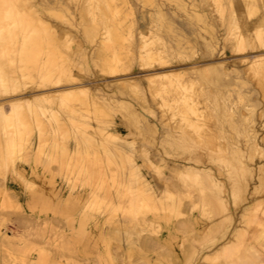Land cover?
Instances as JSON below:
<instances>
[{
  "label": "rangeland",
  "instance_id": "1",
  "mask_svg": "<svg viewBox=\"0 0 264 264\" xmlns=\"http://www.w3.org/2000/svg\"><path fill=\"white\" fill-rule=\"evenodd\" d=\"M34 1L36 2L40 10L46 15L47 18H45L51 24L54 23L53 26L55 25V28L51 27V30L54 29L58 33H60V31L62 30H67L69 32L68 35L72 37V40L68 42V45L64 44V38H62L63 40L60 39L61 42L59 41L57 47L58 51L61 50L63 52L66 51L68 53H71L74 49H76L77 44H81L82 49L84 48L83 50L85 54L78 53L75 57L73 56V59L70 63V71L73 75H75L74 77L79 79L78 76L80 75V78H83L79 79L78 84H83L82 86H84V89H87V92H83L84 94L81 93L80 95H78V97H82L83 99L88 100L89 97H92V92L90 91L93 90L94 93L95 90H97L105 95L116 94L117 97L128 99L133 102L139 109H143L141 105H139L140 101H138V99L135 100V98L137 97L135 92L137 91L136 89H133L134 91L132 89H127L123 90L122 92L121 89L115 86L117 85L116 83L118 81L124 79L122 77L126 78L127 76L134 77L136 75H139L141 77H134L137 79H143L140 80L141 83L139 82V90L144 89L143 91L146 93V96L150 101L153 109L156 110L157 115L153 116V114H149V112L147 111H145V113L150 118V125H154L157 130L155 131L154 128L152 129L149 126H146L145 124H143L144 122H138L137 120L133 119L128 114V111H126V109L124 108H121L120 106L119 108L116 107L118 109L99 108L100 112L98 114V112H96L98 111V109L94 111L95 109L93 107L91 109V106L86 104H82V106L81 104H78L77 101V105L75 107L77 114L79 115L77 117V115H75L76 111L73 112V110L70 109L69 106L59 103L58 96H51L50 99L47 98L45 94H47L48 91L49 93H52L53 91L50 89L55 86H52L54 83H51V81L42 79V77H40V73H38L37 67L31 66L30 72L27 75H20V72L17 71V82L21 87L19 89L18 86V94H16L28 98V101L25 102V104H23L24 102H22L21 106L18 107V110L16 107L13 108L12 104L8 101H5L2 108L3 113H5V115L9 113L8 117L12 120L13 123H15L13 124V127L15 129V131L13 132L15 136L14 138L18 140L17 138L21 136V140L24 141V146H20V149L23 148V154H16L17 157H14L11 154L10 156L8 155V157L7 155L2 156L0 154V264H244L245 262H247L246 259H248L249 261L245 264H264V180L261 181L258 178V175H256L258 179L256 178L253 180V185H255L256 183V190L258 192L251 191L249 194L248 191L246 192V195L248 194L249 199L254 197L257 198V200L253 202L254 204L250 206V208L248 207L245 213V207L249 204L248 200L242 198V200L240 199V201L236 202V204H233L235 201H232L233 196L230 191L232 189L231 184H229L230 181L227 173L228 171L224 166L225 163L222 161L218 162L216 160V176L220 179V181L223 182L221 194L223 196V199L227 201L228 206L225 205V207H221L218 202H216V205L211 203L205 205L203 203H198L196 206L192 207L188 203L186 204V202H183V204L181 203L178 208L172 211L169 210V214L167 217L157 218L155 219L156 221H152L146 226V230L137 232V229L132 226L133 224H135L136 218H141L144 215L150 216L152 214V209H148L145 211L139 210L138 212L136 211V213L132 211V208L129 209L128 199H130L131 196L128 191L124 189L125 187L123 185V180H126L130 175L129 169L126 168L127 163L123 164L121 162V158L116 153L114 154L112 152L106 151L104 147L98 143V139L99 141L101 140V135L99 133L101 130L117 126L120 132H123L125 134L127 139H134V142H136V151H134L135 158L137 161L142 163L143 166L141 165V168L146 174H149L151 176L153 175L156 177V179L161 175H167L173 178V174L175 173L170 169L169 166L172 164L171 162L174 160L172 158L174 157L170 153L167 154L165 152L166 150H169L171 148V145L167 141L168 138L166 139L165 137L167 135L166 131L168 129L166 125L167 123L164 124L165 122H168L167 116L169 112L166 113L164 111V108L166 109L167 106H164L163 108V105L160 104L161 102H163V99L167 98L166 100L169 101V99L172 98V94L170 93L173 92L168 91V89L165 88L163 89L162 87L156 90L155 95L152 98V96H150L149 94L150 92H148V83L147 81H145L147 79V76H151L152 74L154 76L156 72L158 73V75L156 74L154 76L156 82H165L166 80H168V76L166 74H171L170 69H172V72L175 73L174 77L183 74L181 71H187L182 75L183 80H187L190 77L194 78L193 82H195L193 83L192 87H190V90L189 88L187 89L188 93H199L202 97H200V108L204 111L206 110L205 112L207 114L213 111L210 114H213L215 112V115L217 112L216 117L220 118V120L222 119L224 126L223 130L225 131V133H232V136L236 139H239V136H237L236 130L231 127L230 119L234 117L233 120H238L243 115L241 113L242 110L244 111V113L246 112L245 115L249 117L247 121H249L250 124H254V126L258 130L256 136L257 140L260 143V148L263 150L262 153H260L259 151L255 152V160L252 162V165H255V161H257L258 164L260 162L264 163V139H262L264 136V89L261 85V81L264 77L254 71L255 65H249L251 64L250 62L257 56L260 57L261 54L262 56L264 54V45L258 42L259 37H257L260 34L264 35V25L260 22L257 23L260 20V17L264 14V0H114L115 4L118 5L117 7L115 6V4H113L111 9L104 8L101 10L99 9V5H102L107 0H59L61 2L63 1L62 3L58 0H54L55 2L53 0ZM81 1L84 2L81 3ZM84 3H86V7L83 5ZM158 6H160L162 11L164 12L165 18H162L160 16V13L157 12ZM223 6L224 9L222 8ZM83 7H85L88 12L85 13L86 10H84ZM196 8L198 10H196ZM84 15L86 17L88 15V18L84 19ZM146 16H148L147 18L150 19L149 21L148 19H146ZM160 19L161 21L159 24ZM145 21L146 23H148L146 24V27L144 25ZM155 22L157 25L155 24ZM229 22H232V24H230ZM150 23H152L153 25ZM227 24L228 26L230 24L229 28L227 27ZM250 24L252 25V27ZM93 25L96 26L94 27L95 31L87 32L92 28L91 26ZM108 25L110 26V28ZM116 26L118 27L117 30L119 32V38L117 40L112 39L113 41L106 39L103 41L102 37L107 35V31ZM103 27H105V30L103 29ZM228 29L229 31L231 30L229 34ZM154 30H156L157 32ZM238 31L239 33L241 31V33L239 34ZM140 32L146 34L147 37L150 36L149 38L151 39V42H153L151 43L149 41L147 48H154L157 44L158 46L156 45L154 49H158V51L163 54V57L165 55L166 58L164 57L162 61L155 59L153 60L147 57H144L146 60L144 58H141L139 56V52H137V49L140 45L139 42L141 40V38L139 40V37L141 36ZM152 34L155 36V38H153L154 36ZM173 34L177 35L178 37H174ZM243 34L245 35L246 39L245 41H243L245 44L243 42H239V44L237 42V38ZM256 40L258 43L256 42ZM98 43L100 44V46H98ZM105 43L114 47L109 48ZM61 44H64L66 46ZM167 48L169 49L167 50ZM129 50L131 53L129 52ZM165 50H167V52ZM167 53L168 55L171 54V56L169 55L171 61L170 59H167L169 58ZM253 53L258 55L255 56V54ZM251 57L255 58L252 59ZM45 58V56L41 58L40 64L44 63ZM144 60L148 61L149 63H145ZM106 61H108L109 63L112 62L113 67L116 68V70L111 71L110 69L109 71V68L104 65ZM143 61L144 63H142ZM125 62H128V64H126ZM114 63H117L116 67ZM156 63L160 64L158 65ZM144 64H146L145 66L147 67H144ZM217 64L220 66H218ZM15 65H17V67L21 65V61L19 60V58H16ZM183 65L184 67H186L187 65L188 66L186 68H182ZM246 65L247 67H249V69L246 67ZM139 66L143 67V71ZM175 66L177 67V70H175ZM193 66H199V68L202 69L207 67V69L204 71H201L202 69L196 71L193 69ZM161 70H163V72H161ZM191 70H194L196 72H192ZM123 71L124 73H122ZM220 71L224 76L221 75L222 73ZM232 71L237 73H231ZM116 72L117 74H115ZM245 72L249 75H247ZM35 73L37 75H35ZM99 73L102 75H100ZM97 74L99 75V77H97ZM83 76L85 77V79ZM222 76L224 77L223 79ZM227 78H229L230 80H228ZM218 79H220V81ZM104 80L105 82H103ZM225 80L227 82H225ZM242 80L244 81L241 83ZM62 82L65 85H73V81L67 79L65 80V77H62L59 83L63 84ZM46 83H48V85ZM84 83L88 85H84ZM187 84H189V82ZM219 84H221V86ZM107 85L109 89L106 88ZM38 87L39 89H37ZM116 88H118L120 93H122L120 94L118 89ZM35 90L39 94H37ZM43 90H47L45 91L47 93H45ZM262 91L263 94H261ZM123 93L126 94L124 95ZM83 95L85 96L83 97ZM253 95H255V98L253 97ZM40 96L42 97V100H40ZM247 96H249L250 98ZM36 97H39V100ZM52 98L56 100H52ZM34 100H37V102ZM213 101H215V103ZM258 101L260 102L258 103ZM38 102L41 103L38 105ZM243 103L246 106H244ZM255 103L259 104L257 105L258 107L255 106ZM34 104L36 107L33 106ZM222 105L224 107H222ZM227 107L231 109L232 115L236 116H231L230 118V116H228L229 114L227 115L225 113V109ZM44 108L47 109V113L50 114L51 112H56L59 117H61L62 119L64 118L65 124L60 127L56 123L55 118H52L51 121L45 122L44 120V123H39L37 118L44 117ZM85 108L87 109L85 110ZM212 108H215L216 110H212ZM243 108L247 109L248 111L244 110ZM261 108L263 109V112L260 111ZM25 109L27 110V112ZM89 110L91 112L93 110V112H96L97 114H94L93 112V114H91ZM12 112L14 113V115ZM21 112H24L22 113L24 115H22ZM16 113L18 115H16ZM161 113L163 115H161ZM260 114L262 117L260 116L259 118H257L256 116ZM95 115H101L97 116V121V117ZM122 116L125 118H123ZM158 116L162 120L159 121ZM86 117L89 119L91 117V121L89 119L87 120ZM18 118H21V124H18ZM161 123H163L164 125ZM140 128L143 131L145 130L143 136L142 133L139 132ZM83 129H86L89 132L96 131L95 133H98L95 137L96 142H94V140L93 142L86 140L85 136H82ZM17 132L20 134H18ZM260 139H262V141ZM1 141V146L7 147L5 139L3 138V140L1 139ZM76 142L78 144H76ZM3 143L5 144L3 145ZM238 143L242 145V143L244 142L239 140ZM72 144H74L76 149ZM108 144L111 145L110 142H108ZM146 144L151 147L155 146L158 150H160L161 153L160 159H155V157L153 156L154 158H151L153 160L152 164H148L147 166L145 165L147 164V162L141 159V157L139 156L140 149L149 147ZM19 145L21 144H19L18 142L16 149L19 148ZM242 146L246 147L245 145ZM63 147L72 148L73 155L69 158L65 157L62 152ZM151 147H149L150 151L152 150ZM25 148L26 150H24ZM218 165L221 166V169L224 171V173L218 172ZM28 170L33 176L39 175L41 179L44 180V182L53 187L56 185H64L65 189L68 187L67 189L70 191L68 192L65 202L67 206H70L72 212H70L69 216L65 219L64 217L55 218L49 217V210L45 209L46 215L44 217H40L37 219H33V217H30V219H25L23 221L24 229L22 231H19L18 229L11 231L10 225H12L15 220L18 219L22 214L23 207L14 193L9 190V186L12 183H21L24 184L27 188L34 190L36 188V185L32 180L28 179V176L26 174ZM74 184L76 185L75 188L72 187ZM260 184H263V187H259L261 186ZM91 188L96 189L97 195L89 193V190H91ZM117 188L121 190V193H119V195H116L115 197H112L113 199L109 198V196L106 194V189L115 191ZM79 191L83 193L85 199L83 200L84 203L88 202L87 204L91 205L90 209H87L88 212L95 214L92 221H90V218H88V221L86 222L79 221V216L82 213L80 207L82 205V202L78 203L79 207H74L75 202L72 198V194H76V192ZM87 196L89 199H87ZM228 197L229 199H226ZM60 198L63 199L62 195ZM258 201L261 203H259ZM240 202L242 205L239 204ZM130 207L132 206L130 205ZM94 209L97 210L95 211ZM180 209H184L185 214H183L184 211L181 212ZM129 211L133 212L134 215L132 216V213H130ZM177 212L182 216H179ZM191 212L196 216L198 220L202 219L203 224L198 223L197 228H195L194 230L184 231L178 229L175 231V234H172V236H166L168 232L170 233L172 227L176 228L175 223L180 221V219L182 220L186 216L190 215ZM227 214L229 215L227 216ZM207 216L210 217L208 218ZM252 216H256L258 222L249 223L248 220L251 219L250 217ZM227 218L228 220L226 221ZM221 220L225 224L221 223ZM214 222L216 223V226H214ZM111 223L112 225H110ZM130 223L131 225L129 226ZM213 226L216 228L214 229ZM234 227H236V229L239 228V230L235 231ZM129 229L132 232H129ZM230 230L234 231L230 233ZM8 234H10L11 236H8ZM228 234L229 237L233 235L232 239L234 240L232 241L233 243H231V252L225 253L222 251L221 245L223 244L222 242H225L226 239L229 238ZM188 235H190L191 237H189ZM208 235H213V238H211L210 236V238H208ZM91 245L96 248L95 251L91 252ZM252 247L253 250L257 251H252ZM87 249H89V251H85ZM253 254H256V257L258 258H255V255ZM201 256L202 258L200 260ZM205 256L206 258H204ZM249 258H251V260Z\"/></svg>",
  "mask_w": 264,
  "mask_h": 264
},
{
  "label": "bare ground",
  "instance_id": "2",
  "mask_svg": "<svg viewBox=\"0 0 264 264\" xmlns=\"http://www.w3.org/2000/svg\"><path fill=\"white\" fill-rule=\"evenodd\" d=\"M54 1V0H53ZM59 1V0H58ZM91 1V0H89ZM99 1V0H97ZM179 1V0H178ZM258 1V0H255ZM55 2V1H54ZM61 2V1H59ZM63 2V1H62ZM61 2V3H62ZM65 2V1H64ZM84 1H81V3ZM198 2V1H197ZM93 3V1H92ZM98 3V2H97ZM155 3V2H154ZM251 3V1H250ZM86 3H84L83 5L86 7L85 5ZM96 4V3H95ZM101 4V3H100ZM113 4H115L114 0H107L106 2H104L102 5H99V9H104V8H109L111 9ZM220 4V3H219ZM254 4V3H253ZM66 5V3H65ZM82 5V4H81ZM180 5V4H179ZM178 5V6H179ZM115 6L117 7L118 5L115 4ZM45 7V6H44ZM43 7V8H44ZM83 7L86 12H88V10ZM114 7V8H116ZM122 7V6H121ZM194 7V5H193ZM196 7V6H195ZM47 8V7H46ZM50 8V7H49ZM92 8V7H91ZM96 8V7H95ZM224 9V6L222 7ZM221 8V10H222ZM48 9V8H47ZM154 9V7H153ZM226 9V7H225ZM50 10V9H49ZM81 10V8H80ZM99 10V11H100ZM124 10V9H123ZM196 10H198L196 8ZM232 10V9H231ZM188 11V10H187ZM81 12V11H80ZM95 12V11H94ZM98 12V11H97ZM157 12L160 13V16L162 18L164 17V12L162 11V9L160 8V6L157 7ZM228 12V11H227ZM232 12V11H231ZM263 12V11H262ZM93 13V12H92ZM130 13V12H128ZM223 13V11H222ZM107 14V13H106ZM105 14V15H106ZM189 14V13H188ZM198 14V13H197ZM201 14V13H200ZM262 14V13H261ZM82 15V14H81ZM80 15V17H81ZM110 15V14H108ZM144 15V14H143ZM225 15V12H224ZM233 15V13H232ZM85 16V15H84ZM115 16V15H114ZM122 16V15H121ZM120 16V17H121ZM152 16V15H151ZM223 16V15H222ZM231 16V15H230ZM46 15L40 10V8L38 7V5L36 4V2L34 0H0V154L3 155H8L10 156L13 155L14 157H17L16 154H23V148L20 149V146L22 147V145L24 146V141L21 140V136H19L16 140L14 137L13 132L15 131L14 127H13V123L12 120L8 117L7 113L5 115V113H3V105L5 103V101H8L9 103L12 104L13 108H17L21 106L22 102H24L23 104H25V102L28 101V98H25L24 96H19L18 94V86L20 85L17 82V78L18 75L16 74L17 71L20 72V75H27L30 72V68L31 66L37 67V71L38 73H40V77H42V79H46L48 81H51V83H54L52 86H55L53 88L49 89L52 90L50 92L52 93H48L45 92L47 90H43L44 94L47 96V98L50 99L51 96H58V100L59 103L62 105H67L70 107V109L74 111H76V105H77V101L78 104H86L91 106L95 109H93L94 111H96V109H98V114L100 112L99 108L103 109V108H109V109H114L116 107L119 108V106L121 108L126 109V111H128V114L135 120H137L138 122H144L143 124H145L146 126H149L150 128H154V130L156 131L157 128L154 127V125H150L149 121L150 118L147 116V114L145 113V111L149 112V114H153V116L157 115L156 110L153 109L150 101L148 100L146 93L143 90H139V82L141 83L140 80L143 79H137L134 77H138L139 75H136L134 77L130 76V77H122L124 79H122L121 81H118L115 85L117 86L119 89L122 90H130V89H136V95L137 97L135 98L138 99V101H140L141 107L143 109H139L133 102H131L128 99H123V98H119L117 97L116 94H109V95H105L103 93H101L100 91L95 90V92L93 93V90L90 91L92 92V97H89L88 100L87 99H83L82 97L79 98L78 95H80L81 93L84 94L83 92H87V89H84V86H82L81 84H78V81L80 78V75L78 76V78H75L71 71H70V63L73 59V56L75 57L78 53L81 54H85L84 53V48L82 49L81 44H77L76 49H74L71 53L68 52H63V51H58V44L60 39L64 38V44L68 45V42L70 40H72V37L68 35V31L67 30H62L60 31V33H58L57 31H55L54 29L51 30V27L55 28V25L53 26L54 23H50L46 18ZM110 17V16H109ZM113 17V16H112ZM148 16H146V19ZM194 17V16H191ZM228 17V16H227ZM88 18L87 17H83ZM145 18V17H144ZM232 18V17H231ZM122 19V18H121ZM129 19V17H128ZM132 19V18H130ZM194 19V18H193ZM199 19V18H198ZM88 20V19H87ZM117 20V19H116ZM150 19H148L149 21ZM152 20V19H151ZM155 20V19H154ZM195 20V19H194ZM228 20V19H227ZM119 21V20H118ZM147 21V20H146ZM144 23L145 27L146 24L148 23ZM157 21V20H156ZM161 19L159 20V24H160ZM229 21V20H228ZM227 21V22H228ZM231 21V19H230ZM89 22V21H88ZM87 22V23H88ZM123 22V21H121ZM153 22V21H152ZM193 22V21H192ZM261 23L264 25V14L260 17V20L257 23ZM112 23V22H111ZM130 23V22H129ZM166 23V22H165ZM230 24H232V22H229ZM110 24V23H109ZM152 24V23H150ZM156 24V22H155ZM198 24V23H196ZM223 24V22H222ZM230 24L227 27H230ZM107 25V24H106ZM153 25V24H152ZM157 25V24H156ZM154 25V26H156ZM225 25V24H224ZM251 25V24H250ZM85 26V25H84ZM109 26V25H108ZM114 26V25H113ZM122 26V25H121ZM134 26V25H133ZM148 26V25H147ZM192 26V25H191ZM259 26V24H258ZM87 27V26H86ZM92 28L89 29L87 32H93L95 31L96 27L95 25L91 26ZM252 27V25H251ZM264 27V26H263ZM89 28V27H88ZM110 28V26H109ZM108 28V29H109ZM117 26L116 27H112L109 31H107V35L103 36L102 39L103 41L106 40H112L115 39L117 40L119 38V32L117 30ZM152 28V26H151ZM157 28V27H156ZM258 28V27H257ZM64 29V28H63ZM103 29L105 30V27H103ZM231 29V28H230ZM245 29V28H244ZM200 30V29H199ZM263 30V29H262ZM133 31V30H132ZM138 31V30H137ZM140 31V28H139ZM156 31V30H154ZM201 31V30H200ZM231 31V30H230ZM229 29H228V34L230 33ZM104 32V31H103ZM157 32V31H156ZM236 32V31H234ZM123 33V32H122ZM141 36L139 37V47H138V51L139 52V56L141 58L147 57L150 59H155V60H160L162 61V59L165 57H163V54H161L160 51H158V49H154L156 47L153 48H147V45L149 44V41L151 42V39L149 37H147L146 34H144L143 32H140ZM152 33V32H151ZM155 33V32H154ZM239 33V31H238ZM241 33V31H240ZM239 33V34H240ZM264 33V32H263ZM88 34V33H87ZM124 34V33H123ZM149 34V33H148ZM71 35V33H70ZM126 35V34H125ZM153 35V34H152ZM157 35V33H156ZM121 36V35H120ZM154 36V35H153ZM173 36H177L174 35ZM237 36V35H236ZM160 37V36H159ZM158 37V38H159ZM178 37V36H177ZM259 41L260 43H262L264 45V35L260 34L259 36ZM155 38V36L153 37ZM157 39V38H156ZM179 39V38H178ZM236 39V38H235ZM63 40V39H62ZM132 40V39H131ZM138 40V41H139ZM245 35H240L237 38V42L242 43L243 41H245ZM113 41V40H112ZM158 41V40H155ZM154 41V42H155ZM182 41V40H181ZM61 42V41H60ZM63 42V41H62ZM67 42V43H66ZM111 42V41H110ZM133 42V41H132ZM162 42V40H161ZM179 42V41H178ZM257 42V40H256ZM257 42V43H258ZM104 43V42H103ZM112 43V42H111ZM153 43V42H151ZM157 43V42H156ZM239 43V44H240ZM244 43V42H243ZM61 44V45H64ZM99 44V43H98ZM106 46H108L109 48H113L114 46H111L107 43H105ZM132 44V43H131ZM167 44V43H166ZM212 44V43H211ZM215 44V43H214ZM245 44V43H244ZM243 44V45H244ZM64 45V46H66ZM126 45V44H125ZM162 45V44H161ZM260 45V44H259ZM100 46V44L98 45ZM132 46V45H131ZM153 46V45H152ZM158 46V45H157ZM169 46V45H168ZM176 46V45H173ZM166 47V46H165ZM183 47V46H182ZM240 47V46H239ZM101 48V47H98ZM135 48V46H134ZM170 48V47H169ZM167 48V50L169 49ZM160 49V48H159ZM176 49V48H175ZM182 49V48H180ZM241 49V48H240ZM99 50V49H98ZM103 50V48H102ZM161 50V49H160ZM164 50V47H163ZM167 50H165L167 52ZM254 50V49H252ZM133 51V50H132ZM135 51V50H134ZM164 51V52H165ZM170 51V50H169ZM175 51V50H174ZM130 52V50H129ZM113 53V52H112ZM131 53V52H130ZM129 53V54H130ZM133 53V52H132ZM171 53V52H170ZM175 53V52H174ZM176 54V53H175ZM174 54V55H175ZM255 54V53H253ZM261 54V53H260ZM259 54V55H260ZM112 55V54H111ZM138 55V54H137ZM168 55V53H167ZM171 56V54H169ZM168 55V56H169ZM258 54H255V56ZM45 56V60L43 64H40V60L41 58ZM93 56V55H92ZM105 56V55H104ZM110 56V55H109ZM167 58L170 59L171 58ZM264 56V54H263ZM262 56V54L259 56H257L255 59H253L252 57V61L250 62L251 64H249L250 66L255 65V72L262 75L264 77V57ZM81 57V56H80ZM115 57V56H114ZM242 57V56H241ZM246 57V56H245ZM16 58L21 61V65L19 67H17V65H15V61ZM85 58V57H83ZM82 58V59H83ZM106 58V57H105ZM166 58V57H165ZM250 58V59H251ZM107 59V58H106ZM136 59V58H135ZM139 59V58H138ZM137 59V60H138ZM145 59V58H144ZM166 59V60H167ZM108 60V59H107ZM130 60V58H129ZM143 60V59H142ZM146 60V59H145ZM144 60V61H145ZM79 61V60H78ZM83 61V60H82ZM139 61V60H138ZM144 61L142 63H144ZM169 61V60H168ZM169 61V62H170ZM84 62V61H83ZM111 62V61H110ZM141 62V59H140ZM153 62V61H152ZM166 62V61H165ZM249 62V61H248ZM19 63V62H18ZM78 63V62H77ZM86 63V62H85ZM126 63V62H125ZM141 63V64H142ZM145 63H149L148 61H145ZM151 63V62H150ZM171 63V62H170ZM202 63V62H201ZM226 63V62H225ZM115 64V63H114ZM117 64V63H116ZM115 64V67H116ZM121 64V63H120ZM128 64V62L126 63ZM156 64H160V63H156ZM172 64V63H171ZM205 64V63H204ZM203 64V65H204ZM223 64V63H222ZM106 67L109 68V71L111 69V71L116 70V68L113 67L112 62L109 63L108 61H106V63L104 64ZM131 65V64H130ZM146 64H144V67ZM177 65V64H176ZM195 65V64H194ZM216 65V64H215ZM218 65V64H217ZM228 65V64H227ZM248 65V66H249ZM118 66V65H117ZM129 66V65H128ZM141 66V65H140ZM139 66V67H140ZM149 66V65H148ZM163 66V65H161ZM160 66V67H161ZM167 66V65H166ZM173 66V65H172ZM188 66V65H187ZM186 66V67H187ZM197 66V65H196ZM210 66V65H209ZM220 66V65H218ZM230 66V65H229ZM159 67V66H158ZM176 67V66H175ZM181 67V66H180ZM184 67V65L182 66V68ZM184 67V68H186ZM202 67V66H201ZM247 67V65H246ZM244 67V68H246ZM119 68V67H118ZM143 67H140V69L142 70ZM149 68V67H148ZM218 68V67H217ZM249 69V67H247ZM253 68V67H252ZM251 68V70H252ZM127 69V67H126ZM174 69V68H173ZM194 70H199L202 68L198 67H194ZM207 67L203 68L201 71L206 70ZM211 69V68H208ZM89 70V69H88ZM164 70V69H163ZM163 70H161V72H163ZM171 70V74H166L168 76V80H166L165 82H156V79L154 78V76L158 73L155 72V75L153 76V74L151 76H147V79L145 81H147L148 83V89L150 92V96H152V98L155 95L156 90H158L159 88L163 89H168V91H171L173 93L171 97L169 99V101H167L166 99H163V102H161L160 104L163 105L162 107L164 108V106H167V108H164V111L167 113L169 112L168 116H167V120L168 122H165L164 124L167 125L168 129H167V135L165 136L168 143L171 145L169 150H166L165 152L167 154H171L174 159L171 163V165L169 166L170 169L175 173L173 174V178L170 176H158V178L156 179L155 176H151L149 174H146L143 169L141 168L142 163L137 161L135 158V154L134 151H136V145L134 142V139H127L125 134L123 132H120V130L118 129L117 126H113L112 128H108V129H104L101 130L99 133L101 135V140L99 141L98 139V143L100 145H102L104 147V149L108 152H112V153H116L120 158H121V162L123 164H126V168L129 169L130 171V175L126 180H123V185H124V189H126L128 191V193L130 194V199H128V207L129 209L132 208V211H134L136 213V211L138 212L140 211H145V210H151L152 209V214L149 216H142L141 218H136V222L135 224H133L132 226H134L137 229V232H142L144 230H146V226L152 222V221H156L155 219L157 218H161V217H167L168 216V211L169 210H174L176 208H178L181 203L183 204V202H186V204L188 203L190 206L194 207L196 206L198 203H203L208 204H214L216 205V202H218V204L221 207H225V205H227V201L223 199V196L221 194V188L223 185V182L220 181V179L216 176V160L222 161L224 162V166L226 167V170L228 171V176H229V181L231 184V193L233 196V200L235 201L233 204H236V202L240 201V199L242 200V198L247 199L248 200V205L246 202V207L244 212L248 209V207L250 208V206H252L257 198H250L248 194L252 191H257V185L255 183V185H253V180L256 179V175H258V178L263 181L264 180V163H259L257 161L254 162L255 165H252V162L255 160L254 159V154L255 152H260L262 153L263 150L260 148V143L257 140V132L258 130L256 129V127L254 126V124H250L249 121H247L249 119V117H247L244 113V111L242 110V117L238 120H233L230 119V125L233 129L236 130L237 132V136H239V139H236L232 136L231 134H227L225 133L224 126H223V121L222 119L220 120V118L216 117V114H207L203 109L200 108L199 103L201 102L200 100V94L199 93H195V94H191L188 93V88L190 90V87H192L193 83V79L194 78H189L187 80H183V74L185 72L181 71L183 74H180L179 76H175L174 77V72H172ZM177 70V67L176 69ZM179 70V68H178ZM194 70H191L192 72ZM216 70V69H215ZM121 71V70H120ZM143 71V70H142ZM167 71V70H166ZM174 71V70H173ZM194 71V72H196ZM235 71V70H234ZM234 71H232L231 73H233ZM100 72V71H99ZM106 72V70H105ZM145 72V71H144ZM154 72V71H153ZM168 72V71H167ZM166 72V73H167ZM190 72V71H189ZM221 72V71H220ZM249 72V71H248ZM34 73V71H33ZM110 73V72H109ZM107 73V74H109ZM124 73V71L122 72ZM149 73V72H148ZM160 73V72H159ZM179 73V72H178ZM176 73V74H178ZM222 73V72H221ZM235 73V72H234ZM237 73V72H236ZM235 73V74H236ZM246 73V72H245ZM75 74V73H74ZM93 74V73H92ZM100 74V73H99ZM104 74V73H103ZM114 74V73H112ZM117 74V72L115 73ZM164 74V73H163ZM196 74V73H195ZM199 74V73H198ZM225 74V73H224ZM247 74V73H246ZM35 75H37L35 73ZM34 75V76H35ZM98 75V74H97ZM102 75V74H100ZM111 75V74H110ZM128 75V74H126ZM130 75V74H129ZM141 75V74H140ZM143 75V74H142ZM193 75V74H192ZM201 75V73H200ZM203 75V74H202ZM219 75V73H218ZM217 75V77H218ZM223 75V73L221 74ZM249 75V74H247ZM246 75V76H247ZM255 75V74H254ZM90 76V75H89ZM104 76V75H103ZM102 76V78H103ZM109 76V75H108ZM113 76V75H112ZM118 76V75H117ZM153 76V77H152ZM163 76V75H162ZM196 76V75H195ZM224 76V75H223ZM222 76V79L224 78ZM245 76V77H246ZM259 76V75H258ZM65 77V80H72L73 81V85L68 86L65 85L63 82V84H60L59 82L61 81V78ZM84 77V76H83ZM99 77V75L97 76ZM141 77V76H139ZM138 77V78H139ZM249 77V76H248ZM261 77V78H263ZM23 78V77H22ZM92 78V77H91ZM158 78V77H157ZM185 78V77H184ZM188 78V77H187ZM230 78V77H229ZM229 78H227L228 80H230ZM259 78V77H256ZM83 79V78H82ZM85 79V77H84ZM97 79V78H96ZM99 79V78H98ZM112 79V78H111ZM116 79V78H115ZM119 79V78H118ZM217 79V78H216ZM226 79V80H227ZM245 79V78H244ZM88 80V79H87ZM86 80V81H87ZM100 80V79H99ZM117 80V79H116ZM120 80V79H119ZM199 80V79H198ZM211 80V79H210ZM220 81V79H218ZM225 80V82H227ZM64 81V80H63ZM82 81V80H80ZM102 81V80H101ZM107 81V80H106ZM110 81V80H109ZM115 81V80H114ZM144 81V82H145ZM162 81V80H161ZM240 81V80H239ZM238 81V82H239ZM244 80L241 81V83ZM65 82V81H64ZM105 82V80L103 81ZM108 82V81H107ZM189 82V84H187ZM45 83V82H44ZM43 83V84H44ZM68 83V82H67ZM75 83V84H74ZM101 83V82H100ZM115 83V82H112ZM110 83V84H112ZM237 83V82H236ZM235 83V84H236ZM240 83V82H239ZM258 83V80H257ZM19 84V85H18ZM37 84V83H36ZM48 85V83H46ZM45 84V85H46ZM224 84V81H223ZM84 85H88L85 84ZM104 85V84H103ZM146 85V84H145ZM195 85V84H194ZM221 86V84H219ZM261 85L262 88L264 89V78L261 81ZM39 86V83H38ZM51 86V85H50ZM51 86V87H52ZM141 86V85H140ZM160 86V87H159ZM202 86V85H201ZM259 86H260V82H259ZM21 86H19L20 89ZM33 87V86H32ZM37 87V86H36ZM144 87V86H143ZM257 87V86H256ZM41 88V87H40ZM89 88V87H88ZM108 88V85L107 87ZM114 88V87H113ZM116 88V89H118ZM141 88V87H140ZM201 88V87H200ZM231 88V87H230ZM253 88V87H252ZM39 89V87L37 88ZM36 89V90H37ZM47 89V88H46ZM91 89V87H90ZM109 89V88H108ZM118 89V91H119ZM142 89V88H141ZM147 89V90H148ZM162 89V90H163ZM209 89V88H208ZM262 89V90H263ZM35 90V91H36ZM84 90V91H83ZM161 90V91H162ZM25 91V89H24ZM109 91V90H108ZM134 91V90H133ZM194 91V90H193ZM199 91V90H197ZM196 91V92H197ZM205 91V90H204ZM203 91V92H204ZM207 91V90H206ZM260 91V88H259ZM264 91V90H263ZM263 91L261 94H263ZM20 92V90H19ZM37 92V91H36ZM110 92V91H109ZM121 92V93H122ZM126 92V91H125ZM132 92V91H131ZM130 92V93H131ZM147 92V93H148ZM253 92V91H252ZM251 92V93H252ZM17 93V94H16ZM42 93V94H43ZM120 93V91H119ZM120 93V94H121ZM129 93V94H130ZM208 93V92H207ZM227 93V92H226ZM35 94V93H34ZM37 94H39L37 92ZM86 94V93H85ZM124 94V93H123ZM122 94V95H123ZM126 94V93H125ZM124 94V95H125ZM205 94V93H204ZM224 94V93H223ZM250 94V93H249ZM255 94V92H254ZM28 95V94H27ZM88 95V94H87ZM131 95V94H130ZM133 95V94H132ZM212 95V94H211ZM227 95V94H226ZM241 95V94H240ZM251 95V94H250ZM249 95V96H250ZM32 96V95H30ZM36 96V95H35ZM38 96V95H37ZM43 96V95H42ZM85 95H83L84 97ZM134 96V95H133ZM247 96V97H249ZM255 95H253L254 97ZM264 96V95H263ZM262 96V97H263ZM41 97V96H40ZM122 97V96H121ZM243 97V96H242ZM37 98V97H36ZM39 98V97H38ZM37 98V99H38ZM127 98V97H124ZM156 98V97H155ZM202 98V97H201ZM229 98V97H228ZM250 98V97H249ZM255 98V97H254ZM261 98V97H260ZM34 99V98H32ZM54 98H52L53 100ZM157 99V98H156ZM155 99V100H156ZM225 99V98H224ZM39 100V99H38ZM42 100V97L41 99ZM51 100V101H52ZM56 100V99H54ZM151 100V99H150ZM229 100V99H228ZM232 100V99H231ZM246 100V99H245ZM257 100V99H256ZM37 102V100H34ZM154 101V100H153ZM33 102V100H32ZM35 102V103H36ZM47 102V101H46ZM159 102V101H158ZM215 103V101H213ZM221 102V101H220ZM230 102V101H229ZM244 102V101H243ZM257 102V101H256ZM260 101H258L259 103ZM264 102V99H263ZM262 102V104H263ZM41 102H38V105ZM138 103V102H137ZM227 103V102H226ZM31 104V103H30ZM46 104V103H45ZM159 104V105H160ZM202 104V103H201ZM252 104V103H251ZM256 104V103H255ZM261 104V103H260ZM37 105V104H36ZM158 105V107H159ZM208 105V104H206ZM239 105V103H238ZM244 105V103H243ZM254 105V103H253ZM256 104L255 106L258 107ZM30 106V105H29ZM35 106V104L33 105ZM58 106V104H57ZM66 106V107H67ZM83 106V105H82ZM88 106V107H89ZM220 106V105H219ZM232 106V105H231ZM242 106V104H241ZM246 106V105H244ZM25 107V106H24ZM32 107V106H31ZM36 107V106H35ZM65 107V106H64ZM86 107V106H85ZM222 107H224L222 105ZM236 107V106H235ZM239 107V106H238ZM260 107V106H259ZM263 107V106H262ZM12 108V109H13ZM59 108V107H58ZM57 108V109H58ZM79 108V107H77ZM84 108V107H83ZM116 108V109H118ZM161 108V106H160ZM240 108V107H239ZM242 108V107H241ZM20 109V108H19ZM32 109V108H30ZM37 109V108H36ZM87 108H85L86 110ZM159 109V108H158ZM205 109V107H204ZM216 110L215 108H212V110ZM238 109V108H237ZM244 109V108H243ZM5 110V109H4ZM14 110V109H13ZM26 110V109H25ZM39 110V108H38ZM37 110V111H38ZM71 110V113H72ZM92 110V112H93ZM160 110V109H159ZM218 110V108H217ZM220 110V109H219ZM239 110V109H238ZM247 110V109H244ZM252 110V109H251ZM263 109L261 108L260 111H262ZM16 111V110H15ZM43 111V108H42ZM61 111V110H60ZM82 111V110H80ZM90 111V110H89ZM101 111H105V110H101ZM107 111V110H106ZM248 111V110H247ZM259 111V110H258ZM14 112V111H13ZM12 112V113H13ZM17 112V111H16ZM27 112V110H26ZM47 109L44 108V117H38V121L39 123H44L46 121H51L52 118H55L56 123L62 127L65 124L64 118L62 119L61 117H59V115L56 112H51L50 114L47 113ZM69 112V111H68ZM91 112V111H90ZM91 112V114H93ZM95 112V113H96ZM160 112V111H159ZM223 112V110H222ZM250 112V111H249ZM263 112V111H262ZM19 113V112H18ZM24 112H21V114ZM30 113V112H29ZM67 113V112H66ZM64 113V114H66ZM79 113V112H78ZM94 113V114H95ZM108 113V112H107ZM106 113V114H107ZM225 113L230 116H236V115H232V111L230 108H226L225 109ZM255 113V112H254ZM261 113V112H260ZM39 114V113H38ZM88 114V113H87ZM97 114V113H96ZM125 114V113H124ZM222 114V113H221ZM238 114V113H237ZM251 114V113H250ZM262 114V113H261ZM260 115L256 116L257 118H259ZM14 115V113H13ZM16 115H18L16 113ZM24 115V114H22ZM32 115V114H30ZM77 117L79 116L76 114ZM108 115V114H107ZM161 115H163L161 113ZM166 115V114H164ZM220 115V114H219ZM239 115V114H238ZM26 116V113H25ZM97 116H101V115H95ZM94 116V117H95ZM106 116V115H105ZM221 116V115H220ZM264 116V115H263ZM11 117V116H10ZM66 117V116H65ZM81 117V116H80ZM83 117V116H82ZM89 117V116H87ZM86 119L88 120L89 118ZM123 117V116H122ZM254 117V116H253ZM255 117V118H256ZM262 117V116H261ZM125 118V117H123ZM159 121L162 120L159 116ZM214 118V119H212ZM71 119V118H70ZM91 119V117H90ZM89 119V120H90ZM98 117L96 118L97 121ZM131 119V118H130ZM15 120V119H14ZM76 120V119H75ZM80 120V119H78ZM84 120V119H83ZM107 120V119H106ZM91 121V120H90ZM101 121V120H100ZM165 121V120H164ZM218 121V122H217ZM264 121V120H263ZM29 122V120H28ZM85 122V121H83ZM104 122V121H103ZM109 122V121H108ZM130 122V121H129ZM163 122V121H162ZM228 122V121H227ZM249 122V123H247ZM22 120L21 118H18V124H21ZM82 123V122H80ZM88 123V121H87ZM98 123V122H97ZM101 123V122H100ZM112 123V122H111ZM137 123V122H136ZM229 123V122H228ZM17 124V125H18ZM46 124V123H45ZM113 124V123H112ZM130 124V123H129ZM142 124V123H141ZM163 124V123H161ZM163 124V125H164ZM225 124V123H224ZM16 125V126H17ZM86 125V123H85ZM109 125V124H108ZM127 125V124H126ZM132 125V124H131ZM160 125V122H159ZM21 126V125H20ZM30 126V124H29ZM98 126V125H97ZM96 126V128H97ZM103 126V125H102ZM105 126V125H104ZM156 126V125H155ZM162 126V125H161ZM24 127V126H23ZM48 127V126H47ZM71 127V125H70ZM85 128V127H84ZM99 128V127H98ZM231 128V129H232ZM100 129V128H99ZM162 129V128H161ZM23 130V129H21ZM61 130V129H60ZM55 131V130H54ZM70 131V130H69ZM91 131V130H90ZM145 131V130H144ZM144 131L140 128V133H143ZM96 131H87L86 129L82 130V136H85V139L88 141H92L94 140V142H96V136L98 133H95ZM235 132V133H236ZM18 133V132H17ZM70 133V132H68ZM72 133V132H71ZM20 134V133H18ZM145 135V134H144ZM228 135V136H227ZM264 135V134H263ZM261 135V136H263ZM3 138L6 141L7 147L4 146L2 147L1 145V139L3 140ZM79 138V136H78ZM77 138V139H78ZM164 138V137H163ZM162 139V138H161ZM165 139V140H166ZM264 139V136L263 138ZM262 139H260L262 141ZM72 140V139H71ZM110 142L111 145L108 144V142ZM242 141L244 143H242V145H245L246 147L240 145L238 143V141ZM146 141V139H145ZM21 144L19 145V148L16 149L17 144ZM85 142V141H84ZM148 142V141H147ZM145 142V143H147ZM151 142V141H149ZM5 143H3L4 145ZM76 144H78L76 142ZM82 144V143H81ZM92 144V143H91ZM150 144V143H149ZM165 144V143H164ZM263 144V143H262ZM74 146V144H72ZM84 145V144H83ZM147 145V144H146ZM168 145V144H167ZM145 146V145H144ZM149 146V145H147ZM162 146V144H161ZM165 146V145H164ZM75 147V146H74ZM85 147V146H84ZM83 147V148H84ZM151 147V146H149ZM149 147H144L142 149H140L139 151V156L141 157V159L145 160L147 162V164H145L146 166L148 164H152V157L154 156L155 159H160L161 158V153L160 150H158L155 146H152V150H149ZM166 147V146H165ZM27 148V147H26ZM26 148L24 150H26ZM82 148V147H81ZM93 148V147H92ZM164 148V147H163ZM76 149V147H75ZM165 149V148H164ZM171 150V151H170ZM138 151V150H137ZM27 152V151H26ZM62 152L64 154L65 157H70L73 155V151L72 148H68V147H63L62 148ZM172 152V153H171ZM95 153V152H94ZM165 153V154H166ZM113 154V155H114ZM108 155V154H107ZM112 155V156H113ZM116 155V156H117ZM257 155V154H256ZM64 157V160H65ZM110 157V156H109ZM153 157V158H154ZM262 157V156H261ZM258 157V158H261ZM113 160V158H112ZM171 160V159H170ZM74 161V159H73ZM118 161V160H117ZM260 161V160H259ZM144 162V161H143ZM170 162V161H169ZM119 164V163H118ZM154 164V163H153ZM143 166V165H142ZM145 166V167H146ZM223 166V164H222ZM65 167V166H64ZM145 169V168H144ZM157 169V167H156ZM160 169V168H159ZM166 169V168H165ZM218 172L219 173H224V171L221 169V166H217ZM113 170V169H112ZM170 171V170H169ZM111 172V171H110ZM171 172V171H170ZM84 173V172H83ZM93 173V172H92ZM109 173V172H108ZM126 173V171H125ZM69 174V173H68ZM107 174V172H106ZM171 174V173H170ZM91 175V174H90ZM219 176V175H218ZM124 177V176H123ZM74 178V177H73ZM87 178V177H86ZM257 178V179H258ZM91 179V178H90ZM97 180V179H96ZM108 180V179H107ZM84 181V180H83ZM117 181V180H116ZM264 182V181H263ZM95 184V182H94ZM264 184V183H263ZM262 184V185H263ZM261 185V184H260ZM259 186V187H263V186ZM75 184L72 186L73 188H75ZM104 186V185H103ZM87 187V186H86ZM61 188V187H60ZM68 188V187H67ZM80 188V187H79ZM95 188V187H94ZM91 188V190H89V193L92 194H96L97 195V191L96 189ZM101 189V188H100ZM261 189V188H259ZM106 194L109 196V198L115 197L116 195H119V193H121L120 189L117 188L115 191L106 189ZM87 191V190H86ZM248 191V194L246 195V192ZM126 192V191H125ZM258 192V191H257ZM85 193V192H84ZM123 193V192H122ZM127 193V194H128ZM65 194V193H64ZM86 194V193H85ZM126 194V193H125ZM128 194V195H129ZM63 195V193H62ZM68 195V194H67ZM121 195V194H120ZM257 196V195H256ZM72 198L74 199V204L75 207L78 205V203L82 202L81 207V215L79 216L81 222H86L88 221V218H90L92 221L93 217L95 216V214H92L90 212H88L87 209H90L91 205L87 204L88 202H85L83 200L84 196L83 193L81 191L76 192V194H72ZM261 198V197H260ZM87 199L88 196H87ZM97 199V198H96ZM113 199V198H112ZM226 199H229L226 198ZM264 199V198H263ZM66 200V199H65ZM98 200V199H97ZM121 200V199H120ZM69 201V199H68ZM98 202V201H97ZM259 202V201H258ZM126 203V204H127ZM244 203V202H243ZM261 203V202H259ZM66 204V203H65ZM241 204V202L239 203ZM130 205L132 207H130ZM217 205V206H219ZM242 205V204H241ZM79 206V205H78ZM228 206V205H227ZM185 207V206H184ZM213 208V207H212ZM79 209V208H78ZM92 209V208H91ZM100 209V208H99ZM128 209V210H129ZM187 209V208H186ZM201 209V208H200ZM227 209V208H226ZM95 210V209H94ZM97 210V209H96ZM95 210V211H96ZM181 210V209H180ZM228 210V209H227ZM100 211V210H98ZM103 211V210H102ZM184 211V209L181 210V212ZM79 212V211H78ZM130 212V211H129ZM202 212V211H201ZM211 212V211H210ZM100 213V212H99ZM132 216L134 215L133 212ZM178 213V212H177ZM189 213V212H188ZM204 213V212H203ZM207 213V212H206ZM246 213V212H245ZM244 213V214H245ZM77 214V213H76ZM185 214V211L184 213ZM172 215V214H171ZM179 215V213H178ZM187 215V214H186ZM206 215V214H205ZM209 215V213H208ZM216 215V214H215ZM229 214H227L228 216ZM248 215V214H247ZM101 216V215H100ZM99 216V218H100ZM182 216V215H179ZM200 216V215H199ZM226 216V217H227ZM231 216V214H230ZM242 216V215H241ZM125 217V216H124ZM208 217V216H207ZM210 217V216H209ZM208 217V218H209ZM218 217V216H217ZM109 218V217H108ZM132 218V217H131ZM195 218V219H194ZM205 218V217H204ZM224 218V217H223ZM251 219L248 220L249 223L252 222H258V219L256 216H252L250 217ZM85 219V220H83ZM121 219V217H120ZM124 220V219H123ZM121 220V221H123ZM213 220V219H212ZM216 220V219H215ZM225 220V219H223ZM228 220V218L226 219V221ZM105 221V219H104ZM103 221V222H104ZM115 221V220H114ZM225 221V222H226ZM128 222V220H127ZM134 222V221H132ZM209 222V221H208ZM221 223L225 224L224 222H222V220L220 221ZM113 223V222H112ZM112 223L110 225H112ZM119 223V222H118ZM124 223V222H123ZM199 224H203V220L200 219L198 220L196 218V216L191 212L190 215L186 216L184 219H180V221H178L177 223H175V227L170 230V233L168 232V234H166V236H172V234H175L176 230L181 229L184 231L187 230H194L195 228H197V225ZM215 223V222H214ZM218 223V222H217ZM109 224V223H108ZM115 224V223H114ZM128 225V224H127ZM131 225V223L129 224V226ZM151 225V224H150ZM157 225V224H156ZM213 225V224H212ZM222 225V224H221ZM121 226V225H119ZM216 226V223L215 225ZM213 226V227H214ZM218 226V225H217ZM110 227V226H109ZM116 227V226H115ZM114 227V228H115ZM162 228V227H161ZM216 227H214L215 229ZM235 231H238V229H236V227H234ZM242 228V227H241ZM108 229V228H107ZM111 229V228H110ZM121 229V228H120ZM119 229V230H120ZM155 229V228H153ZM210 229V228H209ZM208 229V230H209ZM116 230V229H114ZM118 230V227H117ZM180 230V231H181ZM206 230V229H205ZM207 230V231H208ZM234 230H230L229 232L231 233ZM110 231V230H109ZM121 231V230H120ZM131 230L129 229V232ZM134 231V230H133ZM210 231V230H209ZM114 232V231H113ZM117 232V231H115ZM132 232V231H131ZM136 232V233H137ZM191 232V231H190ZM194 232V231H193ZM211 232V231H210ZM243 232V231H242ZM3 233V232H2ZM244 233V232H243ZM157 234V233H156ZM188 234V233H186ZM197 234V233H196ZM199 234V233H198ZM211 234V233H209ZM233 234V233H232ZM185 235V234H184ZM215 235V234H214ZM5 236V235H4ZM8 236H11L10 234H8ZM141 236V235H140ZM151 236V235H150ZM189 237H191L190 235H188ZM195 236V235H194ZM213 238V235H208V238ZM216 236V235H215ZM233 236V235H232ZM232 236L229 237L228 234V239H226L225 242H222L223 244L221 245L222 247V251L225 253L231 252L230 247H231V243H233L232 241L234 239H232ZM148 237V236H147ZM238 237V236H237ZM141 238V237H140ZM150 238V237H149ZM195 238V237H194ZM197 238V237H196ZM204 239V238H203ZM143 240V239H142ZM195 240V239H194ZM215 240V239H214ZM143 243V242H142ZM262 244V243H261ZM140 245V244H139ZM162 245V244H161ZM200 245V244H199ZM157 246V245H156ZM159 246V245H158ZM164 246V245H163ZM166 247V246H165ZM220 247V246H219ZM164 248V247H163ZM263 248V247H262ZM161 249V248H160ZM194 249V248H193ZM220 249V248H219ZM159 250V249H158ZM194 251V250H192ZM252 251H257V250H253L252 247ZM159 252V251H158ZM196 252V250H195ZM194 253V252H193ZM254 253V252H253ZM256 257V254H253ZM202 256L200 257L201 260ZM206 258V256L204 257ZM203 258V259H204ZM240 258V257H239ZM251 260V258H249ZM239 260V259H238ZM244 260V259H243ZM246 261L248 262L249 260L246 259ZM254 261V260H253ZM238 262V261H237ZM245 262V261H243ZM241 262V263H243ZM245 262V263H247ZM244 263V264H245ZM255 263V262H254ZM261 263V262H260ZM257 264V263H256Z\"/></svg>",
  "mask_w": 264,
  "mask_h": 264
},
{
  "label": "crops",
  "instance_id": "3",
  "mask_svg": "<svg viewBox=\"0 0 264 264\" xmlns=\"http://www.w3.org/2000/svg\"><path fill=\"white\" fill-rule=\"evenodd\" d=\"M26 174L28 179L35 183L36 188L34 190L27 188L21 183H12L9 186V190L14 193L23 207L22 214L12 225H10L11 231L15 229L22 231L24 229L23 221L25 219H30V217H33V219L44 217L46 215L45 209L49 210V217H64V219L67 218L69 213L72 212L70 206L65 204V199L67 198V194L70 190L67 188L65 189L64 185H56L53 187L44 182V180H42L39 175L33 176L29 170ZM61 195L63 199L60 198ZM76 207L79 206L77 205ZM95 249L96 248L91 245V252L95 251ZM85 251H89V249Z\"/></svg>",
  "mask_w": 264,
  "mask_h": 264
}]
</instances>
